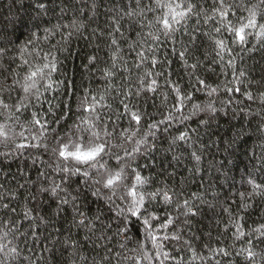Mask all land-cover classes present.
<instances>
[{
	"label": "trees",
	"instance_id": "16d2710c",
	"mask_svg": "<svg viewBox=\"0 0 264 264\" xmlns=\"http://www.w3.org/2000/svg\"><path fill=\"white\" fill-rule=\"evenodd\" d=\"M137 2L0 0V45L8 40L14 42L9 45L12 49L9 55L16 57V64L20 62L17 48L29 39L31 31L40 36L37 47L45 53L51 52L57 62V70L52 74L53 88L44 92L41 86L44 95L39 102L32 97L25 101L27 108L19 112L0 109V125L8 126L9 137L7 140L0 137V243L7 245L0 252V264H117L116 253H120L119 264H133L130 257L135 253L131 250L137 247L138 239H144L143 225H131L128 240L114 235L117 223L115 213H108L105 200L93 197L91 190L82 183H73L68 191L75 189L80 192L75 202L78 209L90 218L98 214L105 219L108 215L113 216L112 220L106 221L113 225L111 231H102L98 223L93 230L78 226L79 217L72 204L60 202L64 193L58 190L53 195L50 191L54 183H61L62 175L54 171L50 153L45 152L43 147L17 148L20 143L46 142L51 145L52 134L42 138L39 126L30 123L33 112L37 114V119H47L49 127L63 136L82 117L88 116L80 103L89 94L106 95V102L111 108L102 115L110 127L116 122L119 129H129L127 116L116 121V117L123 112L121 100L133 110L142 112L141 129L134 139H139L147 131L148 124L158 123L169 113L173 114V119L158 124L155 135L148 137L147 144L141 146L132 164L141 176L148 178L146 191L166 188L177 193L172 205L163 206L154 202L156 214L161 218L153 222L155 226L163 221L166 212L183 221L185 218L181 213L185 199L197 209V215L190 218V228L179 225L182 229L181 241L166 242L167 250L176 249L172 253L175 260L166 261V264H215L210 259L209 249L225 247L233 254L230 258L217 257L220 264H248L243 255L235 254L243 242L236 241L234 248L231 247L234 229L231 226L227 231L224 229L229 224V212L233 218L243 217L240 222L245 233L264 224V197L245 201L251 206L241 209L239 196L241 192L247 194L251 191L247 183L249 179L264 184V40L253 34L248 37L244 50L232 46L235 57V68H232L227 64V54L221 60L214 51L210 38L214 35L212 23L205 24L201 18L197 25L194 19L190 20L187 22L188 31L198 30L195 42L189 43L188 37L183 36V44L177 43L175 51L170 42H163L157 59L167 63H158L155 68V71L165 74L157 77L159 88L155 93L135 95L137 76L151 70L150 64L135 69V53L130 52L128 47L139 39L137 33L147 31L140 27L142 20L139 16L126 15L133 9L140 11L136 7ZM139 2L143 7L148 0ZM201 2L210 14L212 0ZM40 3H45L47 8L40 9ZM147 15L151 19V14ZM232 19L235 22V18ZM77 26H81L79 31ZM45 28L54 31L48 40H44ZM116 28H119L118 32ZM180 35L177 34L178 37ZM112 39L117 40L125 63L117 61V74L109 80L105 78L104 70L112 64L115 52ZM181 51H184L183 59L179 55ZM92 57L96 59L93 61ZM16 64L12 67L15 68ZM192 64H196L194 70L188 67ZM125 67L132 71H124ZM26 71L25 68L19 69L21 79ZM241 71L244 76L239 75ZM197 77L205 83L198 84ZM166 78L171 84H166ZM8 82L11 83V80ZM172 85L179 88L181 95L190 97L182 106L177 103ZM226 87L233 91H226ZM212 88L216 91L211 92ZM129 89L133 94L126 99L124 93ZM249 93L253 97L251 100L248 99ZM17 95L13 92L9 103L18 102ZM19 96L23 97V93L20 92ZM209 104L215 108L214 112L193 108L199 105L207 109ZM181 107L182 111H177ZM109 116L111 120H108ZM57 119L59 123H54ZM24 129H27L24 131L27 140L19 136ZM131 130L134 131V128ZM185 132L188 133L186 140L176 139ZM125 146L131 147V143ZM193 153L200 159L196 160ZM77 179L73 177V181ZM5 204L8 208L4 207ZM226 208L228 211H224ZM174 230L176 225H170L167 231L171 234ZM5 232L9 233L6 239ZM102 235L110 239H102ZM253 239L255 242V234ZM184 241L196 250V259L192 258V252ZM122 243L125 244L124 249L120 248ZM12 247L17 249V253L9 254L8 249ZM255 250L258 253L256 264H261L264 244H257ZM146 251L154 253L150 244ZM201 257L204 259L201 260ZM143 264L148 262L145 260Z\"/></svg>",
	"mask_w": 264,
	"mask_h": 264
},
{
	"label": "snow or ice",
	"instance_id": "6c2138e0",
	"mask_svg": "<svg viewBox=\"0 0 264 264\" xmlns=\"http://www.w3.org/2000/svg\"><path fill=\"white\" fill-rule=\"evenodd\" d=\"M38 7L46 9L47 5L40 3ZM136 7L140 8L139 12L133 9L126 12V15L139 16L142 20L140 27L147 29V31L137 33L139 39L130 43L128 47L130 52L135 53L133 67L141 69L145 64H150L151 70L144 71L143 76H137L138 85L135 95H139L141 92L155 93L159 88L157 77L165 74L155 71V68L158 63H167L166 60L158 61L157 59V52L163 42H170L173 45V51H175L177 43L183 44V36L188 37L189 43L195 42L198 30L196 32L188 31L187 22L190 20L194 19L197 25H199L201 18H203L205 24L212 23L214 35L210 38L213 40L214 51L221 60L227 54L229 56L227 64L232 68H235L232 46L244 50L248 44V37L253 34L258 39L264 40V0H255L252 3L246 2V0H212L210 14L201 0H148L147 3L143 4V7L140 6L138 0ZM147 14H151V19L148 18ZM233 17L235 22L232 19ZM36 27L39 28V24ZM80 27L77 26L76 30L79 31ZM115 31L118 32L119 28H116ZM44 32V40H48L50 36L54 35L53 29L45 28ZM178 33L181 34L179 37L177 36ZM71 34L70 32L69 35ZM39 40L38 33L31 31L29 39L18 46L19 64H16V57L9 55L12 51L9 45L14 42L8 40L0 45V78H2L0 79V109L8 111L15 109L19 112L27 108L28 105L25 101L34 97L39 102L44 92L52 90V74L57 70V62L51 52L45 53L37 47L36 42ZM111 44L115 48L112 64L110 68L104 70L105 78L109 80L117 74L119 68L117 61L125 63L122 56H120L121 49L117 40L112 39ZM179 55L183 59L184 51H181ZM91 59L94 61L96 58L92 57ZM13 64H16L15 68L12 67ZM188 67L194 70L196 64L188 65ZM20 68L27 69L22 79L19 73ZM124 71L131 72L132 69L125 67ZM233 75L235 76V72ZM239 75L244 76L245 73L241 71ZM9 80H11V83L8 82ZM165 82L171 84V81L167 78ZM197 83L204 84L205 82L197 77ZM41 86H43L44 92L41 91ZM172 87L177 94L178 104L182 106L185 100L190 99L186 95H181L178 87L175 85H172ZM235 90L239 91V88H235ZM210 91L215 92L216 89L212 88ZM226 91L231 92L233 89L226 87ZM13 92L18 93V102L9 103ZM20 92L23 93V97L19 96ZM132 94L131 89H129L124 93V96L127 99ZM247 95L249 100L253 98L250 93ZM121 104L123 112L116 117V121L127 116L129 129H119L116 122H113L110 127L102 115L105 110L111 108V105L106 102V95L89 94L85 95L80 103V107L88 113V116L82 117L80 122L74 124L72 130L66 132L63 136L56 129L49 127L47 119L43 121L37 119V114L33 112L30 123L39 126L40 137L46 138L49 133L52 134L51 145L46 142L36 144L20 143L17 148L43 147L45 152L50 153V159L55 165L54 171L62 174L60 176L61 183H54L50 191L53 195H56L58 190L64 193L60 202L61 204H72L73 211L79 217L77 220L78 226L93 230L98 223L102 231L104 229L111 231L113 225L106 221L112 220L113 216L108 215L105 219L104 216L98 214L90 218L84 211L78 209L75 202L80 197V192L75 189L68 191L72 188L73 183L77 185L82 183L91 190L93 197L98 200H105L108 205V213H115L117 223L115 224L114 235L128 240L129 227L134 223L143 225L144 239H138L137 247L131 250L135 253L134 256L130 257L133 264H143L145 260L148 264H166V261L175 260L172 253L176 251L175 248H172L171 251L167 250L166 242L181 241L182 229L179 225L183 224L184 227L190 228V218L197 215V209L192 206L189 200L185 199L182 204L184 211L181 213L185 218L183 221H180L178 216L174 217L166 212L163 221L159 223L158 227L155 226L153 222L160 221L161 218L156 214L157 209L153 206L154 202L162 203L163 206L172 205L175 203L174 197L177 196V193L174 189L166 188L146 191L148 178L141 176L140 172L132 167V164L135 162L136 154L140 152L141 146L147 144L148 137L155 135L158 124H163L174 117L172 113H169L164 120L148 124L147 131L139 139H134L140 132L144 114L133 110L124 100H121ZM193 108L201 111H215L211 104L207 106V109L201 108L199 105H194ZM177 111H182V107L177 108ZM184 118L187 119L188 117ZM108 120H111V116L108 117ZM54 123H59V120L57 119ZM7 128V125H0V137H4L5 140L9 138ZM133 128L134 131L131 130ZM26 130L24 129L19 133V136L25 140H27V137H24V131ZM164 130L167 131V128ZM187 138L188 133L185 132L181 133L176 139L186 140ZM32 139L36 140L37 137H32ZM115 141H120V143ZM129 143H131V147L125 146ZM192 155L196 160L200 159L196 153ZM73 177L78 179L73 181ZM247 183L250 185L251 191L247 194L239 193L241 209H247L251 206L245 201H251L254 197H264V184L257 183L254 179H249ZM45 191H48V189H45ZM196 198L200 199L199 196ZM4 207L8 208V204H5ZM177 211H179V207ZM224 211H228V209L226 208ZM27 215L26 212L25 216ZM229 218V224L225 225L224 230L227 231L229 226L234 229L232 232L234 243L231 247L234 248L236 241L243 242V246L235 254L237 256L243 255L248 264H256L258 253L255 249L257 244H264V224L253 229L250 233H245L240 222L243 217L233 218L229 212ZM170 225H176V230L171 234L167 231ZM8 234V232L4 233L5 239ZM253 234H255V242ZM101 238L110 239L107 235H102ZM184 243L188 244L189 250L192 252V258L196 259L198 255L196 250L191 247L188 241H184ZM8 244H11V241H8ZM149 244L154 250L153 254L146 251ZM6 247V244L0 243V252L4 251ZM120 248L124 249L125 244L122 243ZM209 251L211 253L210 259L215 261V264H220L217 257L230 258L233 254L228 247L209 249ZM8 252L9 254H15L17 249L12 247L8 249ZM116 256L117 264H119L120 253H116ZM203 259L201 257V260ZM261 264H264V254H261Z\"/></svg>",
	"mask_w": 264,
	"mask_h": 264
}]
</instances>
